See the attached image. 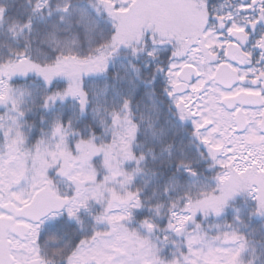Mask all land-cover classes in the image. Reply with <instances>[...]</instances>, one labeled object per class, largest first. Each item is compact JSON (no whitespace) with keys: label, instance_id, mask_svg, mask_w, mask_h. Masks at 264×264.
I'll return each mask as SVG.
<instances>
[{"label":"snow or ice","instance_id":"6c2138e0","mask_svg":"<svg viewBox=\"0 0 264 264\" xmlns=\"http://www.w3.org/2000/svg\"><path fill=\"white\" fill-rule=\"evenodd\" d=\"M0 264H264V0H0Z\"/></svg>","mask_w":264,"mask_h":264}]
</instances>
